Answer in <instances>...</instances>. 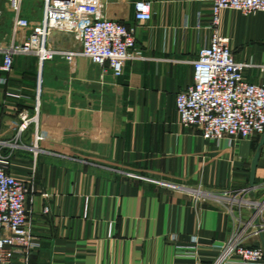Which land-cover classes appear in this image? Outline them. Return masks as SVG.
I'll return each mask as SVG.
<instances>
[{
  "label": "crops",
  "instance_id": "0c3cea01",
  "mask_svg": "<svg viewBox=\"0 0 264 264\" xmlns=\"http://www.w3.org/2000/svg\"><path fill=\"white\" fill-rule=\"evenodd\" d=\"M136 1L101 0L106 18L134 29L142 53L121 75L79 53L62 57L79 44L57 31L53 59L39 66L20 55L0 71V151L26 185L38 244L28 264H212L233 221L225 199L195 202L194 189L264 182V137L206 140L180 124L175 105L215 32L247 65V80L264 84V12L222 9L214 23L212 0H146L151 19L138 21ZM42 12L40 1L22 5L32 24ZM249 240L264 245V231Z\"/></svg>",
  "mask_w": 264,
  "mask_h": 264
},
{
  "label": "built area",
  "instance_id": "2783aa9c",
  "mask_svg": "<svg viewBox=\"0 0 264 264\" xmlns=\"http://www.w3.org/2000/svg\"><path fill=\"white\" fill-rule=\"evenodd\" d=\"M1 1V0H0ZM0 9V28L7 16L9 31L0 47V71L9 73L16 56H35L39 66L53 59L57 51L50 47L53 32L68 33L78 42V50L62 52L71 60L79 53L93 63L107 66L121 75L127 61L142 58L136 47L135 31L103 14L101 0H33L42 3L40 23L32 24L22 14L27 0H4ZM222 9L249 15L264 12V0H212L214 23ZM134 16L138 21L151 19V3L137 0ZM247 65L235 60L229 39L215 32L193 61V81L175 98L179 122L184 127H197L210 141L245 139L264 133V84L247 80ZM23 125L26 115L22 114ZM8 161L0 151V264H28L37 243L30 235V222L25 206L27 188L23 181L7 171ZM195 202L205 196L226 200L232 227L212 264H221L236 255L240 264H264V245L247 242L264 231V182L252 188L242 187L222 192H206L200 186L193 191ZM23 241L14 256V239Z\"/></svg>",
  "mask_w": 264,
  "mask_h": 264
},
{
  "label": "rangeland",
  "instance_id": "374dc122",
  "mask_svg": "<svg viewBox=\"0 0 264 264\" xmlns=\"http://www.w3.org/2000/svg\"><path fill=\"white\" fill-rule=\"evenodd\" d=\"M28 1H33V0H28ZM6 13V12H5ZM5 16H8V15H5ZM8 23H7V17H6V20H5V17L4 19L2 20V25H1V28H0V47H3L6 43V32L9 31V28H8ZM256 237V236H255ZM254 239V238H253ZM251 240H249V242H247L249 245H252L251 243H253V240L252 242H250Z\"/></svg>",
  "mask_w": 264,
  "mask_h": 264
},
{
  "label": "water",
  "instance_id": "95a60500",
  "mask_svg": "<svg viewBox=\"0 0 264 264\" xmlns=\"http://www.w3.org/2000/svg\"><path fill=\"white\" fill-rule=\"evenodd\" d=\"M261 137H264V133L261 135ZM253 186H254V183H253V182H251V183L248 185L249 188H252Z\"/></svg>",
  "mask_w": 264,
  "mask_h": 264
}]
</instances>
